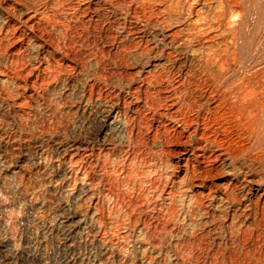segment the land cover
I'll return each mask as SVG.
<instances>
[{
    "label": "rangeland",
    "instance_id": "rangeland-1",
    "mask_svg": "<svg viewBox=\"0 0 264 264\" xmlns=\"http://www.w3.org/2000/svg\"><path fill=\"white\" fill-rule=\"evenodd\" d=\"M0 264H264V0H0Z\"/></svg>",
    "mask_w": 264,
    "mask_h": 264
},
{
    "label": "bare ground",
    "instance_id": "bare-ground-1",
    "mask_svg": "<svg viewBox=\"0 0 264 264\" xmlns=\"http://www.w3.org/2000/svg\"><path fill=\"white\" fill-rule=\"evenodd\" d=\"M77 144H78V143H73L71 146H73V147H74V146H76Z\"/></svg>",
    "mask_w": 264,
    "mask_h": 264
}]
</instances>
